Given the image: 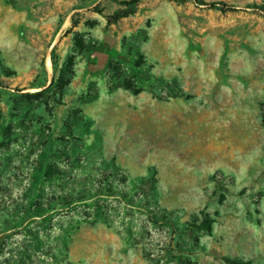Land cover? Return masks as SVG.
<instances>
[{
  "label": "rangeland",
  "instance_id": "374dc122",
  "mask_svg": "<svg viewBox=\"0 0 264 264\" xmlns=\"http://www.w3.org/2000/svg\"><path fill=\"white\" fill-rule=\"evenodd\" d=\"M0 264H264V0H0Z\"/></svg>",
  "mask_w": 264,
  "mask_h": 264
},
{
  "label": "trees",
  "instance_id": "16d2710c",
  "mask_svg": "<svg viewBox=\"0 0 264 264\" xmlns=\"http://www.w3.org/2000/svg\"><path fill=\"white\" fill-rule=\"evenodd\" d=\"M199 1V0H197ZM204 5H209L211 7H219V6H226L223 2H213V3H204ZM121 17L120 15L117 16V18Z\"/></svg>",
  "mask_w": 264,
  "mask_h": 264
}]
</instances>
